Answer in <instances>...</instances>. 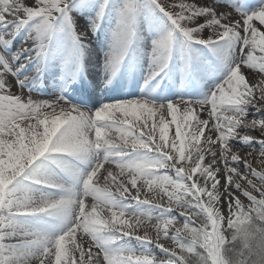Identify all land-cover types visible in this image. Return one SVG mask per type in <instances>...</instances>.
I'll list each match as a JSON object with an SVG mask.
<instances>
[{"label":"snow or ice","instance_id":"snow-or-ice-1","mask_svg":"<svg viewBox=\"0 0 264 264\" xmlns=\"http://www.w3.org/2000/svg\"><path fill=\"white\" fill-rule=\"evenodd\" d=\"M257 144L264 0H0V264H264Z\"/></svg>","mask_w":264,"mask_h":264},{"label":"bare ground","instance_id":"bare-ground-1","mask_svg":"<svg viewBox=\"0 0 264 264\" xmlns=\"http://www.w3.org/2000/svg\"><path fill=\"white\" fill-rule=\"evenodd\" d=\"M31 2H32V0H25V3L30 4ZM88 39L89 40H96V37H93L91 35V33H89ZM101 40H102V37H101ZM99 42L100 41H97V43H99ZM248 78L250 80L255 81V82H259V80L261 79L260 76H251V75H249ZM9 79L11 80L12 78L9 77ZM13 91H17V90L14 88ZM49 91H50V89H48V88L45 87L40 92H34V93H32V96H33L34 99H48L49 97H48L47 93ZM126 91H127V93H129V98H131V95L138 94V92H139V86L135 82L130 83V84L127 85ZM27 95H28V93H27V91H25V96H27ZM95 95H96L97 98H99V91H97V93ZM256 115H257V117L259 116L258 113ZM249 118H251V116ZM173 132H174V126H173L172 129H170L169 135L171 136L173 134ZM252 134L255 135V136H259V132L255 131V130L252 131ZM255 148H256V151L253 152L252 149L245 147V148H243V150L241 152V155H243L244 153H247V152H252V155L249 157V162L251 163V166L253 168H255L257 171H261L262 169H264V165H261V164L257 163V160H258V151H259L258 144L255 145ZM220 183H221V185H223L224 184V180L221 179ZM253 194L256 195L257 193H253ZM236 195L239 196L240 194L237 193ZM142 198H143V196H142ZM240 199L245 204L248 203V201L246 200L245 197L240 196ZM220 207H221L222 214L227 215L228 209H227L226 203H222ZM153 248H154V251L157 253V255H159V249H155L154 246H153Z\"/></svg>","mask_w":264,"mask_h":264},{"label":"rangeland","instance_id":"rangeland-1","mask_svg":"<svg viewBox=\"0 0 264 264\" xmlns=\"http://www.w3.org/2000/svg\"><path fill=\"white\" fill-rule=\"evenodd\" d=\"M256 195L258 196V193Z\"/></svg>","mask_w":264,"mask_h":264}]
</instances>
